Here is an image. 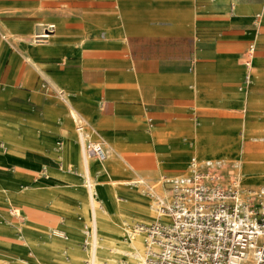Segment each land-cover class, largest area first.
I'll return each instance as SVG.
<instances>
[{
    "label": "crops",
    "instance_id": "obj_1",
    "mask_svg": "<svg viewBox=\"0 0 264 264\" xmlns=\"http://www.w3.org/2000/svg\"><path fill=\"white\" fill-rule=\"evenodd\" d=\"M217 1L0 0V82L15 85L19 79L27 85L34 70L48 77L67 90L96 136L131 147L138 158L168 153L166 174L185 173L191 157L203 159L192 155L186 170L180 171L190 149L183 143L191 138L189 132L194 151L210 156L204 158L234 152L263 157L264 4L255 8L236 6L235 0ZM257 12L262 14L258 18ZM49 24L53 30L31 44L29 34L44 32ZM249 44L252 81L243 91L238 85ZM241 105L249 151L237 134L241 120L230 113ZM162 140H168L169 147ZM150 145L153 150L147 149ZM245 165L239 162L242 182L254 185L245 171L258 165ZM262 166L256 172L263 174ZM161 188L158 192L150 187L167 193L163 183ZM151 209L146 220L155 215ZM127 239L135 245L140 241L134 253L137 263L141 236ZM84 263L94 264L91 259Z\"/></svg>",
    "mask_w": 264,
    "mask_h": 264
},
{
    "label": "rangeland",
    "instance_id": "obj_2",
    "mask_svg": "<svg viewBox=\"0 0 264 264\" xmlns=\"http://www.w3.org/2000/svg\"><path fill=\"white\" fill-rule=\"evenodd\" d=\"M235 2L255 8L264 4V0ZM261 15L257 12L255 17ZM29 39L36 44L33 32ZM4 84L0 82V264H85L91 259L92 247L94 264H137L134 252L140 242L135 245L124 235L134 222L144 221L152 213L150 187L162 191V180L172 176L164 173L168 153L138 158L131 147L96 136L67 90L35 70L27 85L19 79L15 85ZM241 107L230 113L240 118L237 134L249 151L246 111ZM191 134L183 142L191 150L180 171L186 170L192 155L210 157L194 151ZM88 140L104 146V159L88 149ZM252 140L255 145L257 140ZM162 141L169 147L168 140ZM147 147L153 150L151 145ZM234 153L222 158L237 160L243 167L257 164L245 171L254 185L264 178V172H256L263 167L264 156Z\"/></svg>",
    "mask_w": 264,
    "mask_h": 264
},
{
    "label": "built area",
    "instance_id": "obj_3",
    "mask_svg": "<svg viewBox=\"0 0 264 264\" xmlns=\"http://www.w3.org/2000/svg\"><path fill=\"white\" fill-rule=\"evenodd\" d=\"M252 56L249 44L238 85L243 91L252 81ZM87 147L106 157L100 142L88 140ZM238 168L237 160L191 157L185 173L164 178L167 193L150 192L153 218L126 231L129 238L141 236L137 264H264V182L243 183Z\"/></svg>",
    "mask_w": 264,
    "mask_h": 264
},
{
    "label": "bare ground",
    "instance_id": "obj_4",
    "mask_svg": "<svg viewBox=\"0 0 264 264\" xmlns=\"http://www.w3.org/2000/svg\"><path fill=\"white\" fill-rule=\"evenodd\" d=\"M36 35H43V36H46L47 34H45V32H41V33H38V34H36ZM89 187H90V185H89ZM91 195H93L92 192H91ZM92 197H93V196H92ZM142 206H144V205H142ZM136 241H137V240H136ZM139 242H140V241H139ZM139 242H138V243H139ZM134 253H135V252H134ZM128 259H129V258H128ZM91 262L94 263L92 257H91ZM124 262H125V261H124ZM125 263H127V262H125Z\"/></svg>",
    "mask_w": 264,
    "mask_h": 264
}]
</instances>
